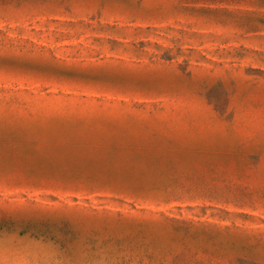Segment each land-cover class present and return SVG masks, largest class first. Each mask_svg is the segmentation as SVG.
I'll use <instances>...</instances> for the list:
<instances>
[{
	"label": "rangeland",
	"instance_id": "374dc122",
	"mask_svg": "<svg viewBox=\"0 0 264 264\" xmlns=\"http://www.w3.org/2000/svg\"><path fill=\"white\" fill-rule=\"evenodd\" d=\"M0 264H264V0H0Z\"/></svg>",
	"mask_w": 264,
	"mask_h": 264
}]
</instances>
